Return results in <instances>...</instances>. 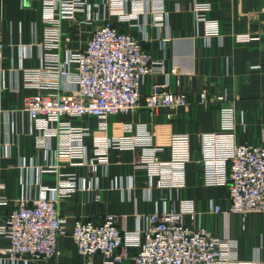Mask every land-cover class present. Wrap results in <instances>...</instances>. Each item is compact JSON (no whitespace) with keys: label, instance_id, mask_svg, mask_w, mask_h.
<instances>
[{"label":"crops","instance_id":"crops-1","mask_svg":"<svg viewBox=\"0 0 264 264\" xmlns=\"http://www.w3.org/2000/svg\"><path fill=\"white\" fill-rule=\"evenodd\" d=\"M208 10L197 20L190 10L194 0H161L156 10L168 15V35L164 72L157 70L147 76L141 86L140 107L127 115H113L104 120L90 116L72 118V125L86 129L83 145L86 160H92L94 142L128 137L135 140L134 148H111L108 164L95 174L97 189L76 191L61 199L58 211L73 223L102 222L106 215L121 218L128 232L144 228L146 217L164 204L179 208L190 203L208 233L234 241L239 261L258 259L264 263V214H248L244 218L229 212V199L224 186L206 183L202 170L205 149L203 139L210 135L230 134L236 144L264 147V0H195ZM94 19L105 17L114 27L141 41L154 61L164 56L156 42L157 29L151 20L141 29L143 19L119 22L104 9V0H88ZM132 8L128 6V11ZM101 21V20H100ZM98 22L85 23L83 17L61 24V58L67 52L82 49L91 30ZM45 28L41 5L32 0H0V42L4 45L0 74V179L1 194L7 204L0 214L15 208L18 199L36 195L39 186H55L74 178H87V167L72 165L59 159L51 167V158L36 142V129L23 112V100L41 91L23 85V72L38 69L42 63L37 45ZM146 35L147 40L143 41ZM154 86L186 95V108L161 107L151 113L144 98ZM204 94L208 100L201 102ZM221 98V100H217ZM172 134L188 135L190 160L184 165L183 184L176 187L157 186V178L148 179V171L140 160L152 147H158L157 161H170L169 139ZM57 141H52L56 146ZM176 177H179L176 176ZM98 196V200L95 198ZM219 213L212 211L213 207ZM186 227L193 228L188 216ZM7 244L0 235V250ZM60 256L56 261H29L26 264H103L101 254L89 258L80 256L68 235L58 239ZM129 254L133 249L128 250ZM18 264H24L19 261ZM126 264V262L121 263Z\"/></svg>","mask_w":264,"mask_h":264},{"label":"built area","instance_id":"built-area-1","mask_svg":"<svg viewBox=\"0 0 264 264\" xmlns=\"http://www.w3.org/2000/svg\"><path fill=\"white\" fill-rule=\"evenodd\" d=\"M32 1L40 3L45 23L37 45L42 63L38 69L22 71V82L25 87L41 92L23 100V112L35 126L36 142L49 154L50 166L56 167L59 159H67L72 165L87 167L88 177H69L55 186H39L36 195L30 193L18 199L13 210L0 214V235L7 240L0 250V264L56 261L60 256L58 239L65 235L71 238L80 256L87 259L101 254L105 259L103 264H264L258 259L239 261L234 241L205 231L190 203H183L179 208L164 204L146 217L144 228L133 233L121 226V218L116 215H106L99 224L77 220L70 230L66 228V221L58 211L59 201L76 191L96 190L95 174L99 167L107 166L109 149H132L136 145L135 140L124 136L113 140L103 138L94 142V158L88 161L83 145L86 129L72 125L70 119L90 116L98 119L103 127L107 117L127 115L140 107V89L145 78L153 70L165 75L169 37L161 36L159 31L167 30L168 15L154 7L161 0H104L103 3L109 15L117 17L119 22L141 17L143 33L151 20L157 29V46L164 55L154 61L141 41L117 30L104 14L101 21L94 19L88 0ZM208 9L195 0L190 7L197 20ZM78 16L87 24L98 23L82 49L67 52L61 58V24L74 22ZM3 51L4 45L0 42V74ZM160 87L154 86L144 98L148 111L153 113L161 107L186 108L185 94L160 90ZM200 98L202 103L208 101L204 94ZM53 140L57 141L55 147ZM188 143V135L172 134L170 161L164 164L157 161L160 148L148 149L140 164L148 171L149 181L156 177L159 188L181 186L184 165L190 160ZM203 147V177L206 183L227 189L229 212L242 218L252 213L264 214V147L236 144L230 134L205 137ZM4 188L0 179V207L7 204L1 194ZM212 211L219 213L220 209L214 206ZM185 216L193 228L186 227ZM129 249H133L132 254L128 253Z\"/></svg>","mask_w":264,"mask_h":264}]
</instances>
